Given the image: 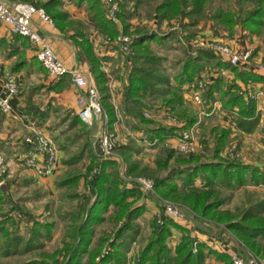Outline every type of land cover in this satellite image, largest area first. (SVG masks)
Masks as SVG:
<instances>
[{
    "label": "rangeland",
    "instance_id": "rangeland-1",
    "mask_svg": "<svg viewBox=\"0 0 264 264\" xmlns=\"http://www.w3.org/2000/svg\"><path fill=\"white\" fill-rule=\"evenodd\" d=\"M8 1L11 4L19 2L30 3L17 0ZM40 1L44 2L45 0ZM100 1L107 17V7L102 0ZM114 1L118 3L116 15L118 22L113 23L109 21L119 31L116 37L110 38L87 25L86 28H88L89 39L93 44L95 52L108 58L109 62L108 65L102 64V67H104L102 71L106 76V89L104 91L98 89L88 67L90 76L99 93L103 110L108 116L103 103V100H105L107 105L113 107L115 114V121L111 123V128L109 127V133L114 144L112 158L109 159L115 162V166L108 169V171L112 176L120 178L125 185H135L138 187L141 194L134 198L130 197L128 201L134 206L142 204L146 207V210L133 222L137 225V233L135 239L130 243L129 250L126 252V262L124 264H134L137 251L147 243L150 237V223L153 216H159L161 211L164 216L183 227L186 228L187 225L191 230L192 237H196L195 235L207 231L205 232L207 233L206 239L212 244L219 243L220 245L229 246L233 251L243 256H248L249 254L255 255L260 262L264 263L263 257L250 249L243 240L227 229L223 221L215 216L200 217L192 215L181 201L162 196L154 187V179L165 177L173 166L181 162V159H185L186 161L189 156L203 162L215 159L214 148L216 140L224 131L227 132V137L221 152L217 155L219 158L264 166V110L256 111L252 122L246 123L245 121H241L239 115L235 113L236 111L229 113V111L223 108L220 92H215L213 99L206 97L208 85L203 94L204 104L197 106L193 104L191 89L188 88V85L192 82L186 83V87H182V91L177 92L176 95L179 96V101L173 103L172 106L166 105L165 102L168 99L174 98L173 89L164 84H156L159 90H167V92L162 95L153 93L143 96L146 106L142 109V116L146 120L145 122L130 114L125 109L126 104L123 102L125 86L128 84V74L134 64L130 57L132 53L131 48L127 52L120 48V44L117 41L120 35H127L131 40L140 31L156 32L162 35L163 39L161 42L152 41L149 43V54L160 58L156 66H148V64H141V66L153 71L160 77H164L168 80L169 86H171L176 83L174 77L178 73L185 57L194 54L199 47L210 49L211 44L221 42L211 41L209 43L205 41L202 35L207 29L208 24L213 23L215 27H218V23L211 19L198 18L197 16H177L160 21L157 14L153 11V7L159 0ZM70 2L78 10L77 15H79L72 19L85 24L88 17V2L77 3L74 0ZM209 2V12L215 11L218 8L237 12L243 7L251 8L252 6L251 3H238L237 0H227L226 2L222 0H210ZM120 11L123 13L122 17L119 16ZM48 17L51 19L49 15ZM52 24H54L53 21ZM124 26H126V31H124ZM244 30L247 31L246 29ZM250 35H255L256 41H258V48L256 50L248 48L251 51L249 63H254L253 58L257 52L260 49L264 52V25L258 33ZM221 43L232 47L236 51L240 50L229 45L227 42ZM112 51L114 54L108 56L107 53ZM260 60L258 67L264 63V55ZM215 68L212 64L205 65V69L209 70V72ZM203 70L201 72H205ZM217 78H221L223 81L221 83L222 86L230 83L224 76L218 75L214 80ZM207 79L210 80L208 76ZM230 81H235V79L233 78ZM249 91H243L244 95ZM144 111L150 112L149 116H145ZM65 112L66 110L61 112L60 116L56 119L52 120L48 132H53L55 128L61 125L59 132L64 131L68 133L66 138H59L61 136L55 138L50 134H42L37 130L25 136V140L28 137L34 138V146H39V141L42 140V142H47L49 146H53L57 153L59 150H63V155L60 158L62 166L60 172L49 180L37 181L21 177H17V179L15 176L20 173V170L17 171L14 165H11V172L8 176L4 177V182L2 183L7 184L8 187L7 192H4L5 195L0 199V225L2 221L7 220V217H13L14 220L6 224L9 233L12 236L19 235L25 240L33 236L32 229H34L35 222L42 225H50L49 233L41 240L43 242V247L41 248H34L24 252L22 250L26 243L24 241L18 246L19 251L15 254L3 256L1 249L0 264H24L33 259H45L49 262H53L56 259L61 260V256L57 252L62 249L63 242L68 240V233L74 227L76 218L82 214L80 209L81 203L89 195L90 184L88 180L91 178V175L98 172L99 168L98 165L92 166V163L103 159L97 149V127H88L79 122H72L73 117L70 114H67V117L61 120ZM31 115L37 117L41 122L44 121L37 114ZM191 119H194V123L189 128H193V136L197 147L191 153L182 152L175 148L176 139L173 140V137H177L178 135L164 138L161 142L157 139H149L146 133V129L160 125L183 127L187 123L186 121ZM40 124L43 123H38V125ZM73 126L76 127L72 130ZM184 130L186 128L182 129V131ZM63 141H68V144ZM168 141L171 144L166 145ZM162 146L174 151L173 156L167 161L166 165H159L157 162L163 156L160 153ZM28 147L32 148L29 144ZM94 154L96 156H93ZM77 155L81 156L80 160L72 162L71 159ZM185 161L184 163L182 162V165L186 164ZM74 177H77L76 179L78 180L70 182L69 179ZM139 178L151 180L153 182L152 188L147 190L141 189L137 184ZM196 180H198V183L201 181L200 178ZM222 195L224 197L229 196V200L218 211H228L229 214L237 215L247 205L264 199V186L241 187L234 191L227 189L222 191ZM166 205H170L178 211L182 217L180 221H175L164 214L163 209ZM114 212L115 208L111 206L109 211L104 214L105 221L95 228V236L91 247L95 246L99 240L106 239L107 241L101 250L102 255L106 251L105 246L107 247V242H110L114 238L121 226V222L114 224L111 221ZM42 233L45 235L44 229H42ZM178 233L179 236L175 237L174 241L170 240V238L167 240L169 246L174 247L177 244L180 237V232ZM10 237L6 236L5 231L0 232V248L6 245L8 240L12 238ZM260 242L261 240H259ZM14 248L15 246H13ZM102 255L96 257V261H99ZM86 262L87 256H84L82 264H86Z\"/></svg>",
    "mask_w": 264,
    "mask_h": 264
},
{
    "label": "trees",
    "instance_id": "trees-1",
    "mask_svg": "<svg viewBox=\"0 0 264 264\" xmlns=\"http://www.w3.org/2000/svg\"><path fill=\"white\" fill-rule=\"evenodd\" d=\"M22 1L30 2L45 10L56 28L65 33L67 38L76 46L77 60L88 65L98 89L104 91L106 89V76L102 71V64L106 58L95 52L86 25L110 38L116 37L119 31L106 17L101 1L74 0L77 3L88 2V17L85 24L70 18L69 14L62 9L63 0ZM209 1L159 0L153 7V11L160 21L177 16L204 17L213 20L229 32L234 27L240 26L250 34L258 33L264 25V0H237L238 3L247 2L252 5L251 8L243 7L237 12L219 8L209 12ZM222 1L226 2L227 0ZM120 6L122 7V5ZM122 14L120 11L119 16L122 17ZM70 31L72 33L68 34ZM124 31H126V26H124ZM162 39V35L156 32L140 31L130 42L132 51L130 57L134 65L128 74V84L125 86L123 102L126 104L125 109L143 122L146 121L142 116V109L146 106L143 96L153 93L162 95L167 92V90H159L156 84H164L173 89L174 98L165 102L166 105L172 106L173 103L179 101V96L176 95L177 92L182 91V87L186 83L193 82L197 74L205 69L206 64H212L219 69L230 70L234 73L235 78L244 83L247 81H264V75L238 69L234 65L220 61L211 49L199 47L194 54L184 58L178 73L174 77L175 85L169 86L167 79L141 66V64L156 66L160 58L149 54V43L152 41L161 42ZM221 83H223L221 78H217L209 84L206 97L213 99L214 93L220 92L225 110L229 113L236 111L235 113L239 115L241 121L252 122L254 120L252 118L256 113L255 101H246L244 92L240 91V87L235 81L225 84V87ZM103 101L104 108L108 113V125L110 127L111 123L115 121V114L113 107L107 105L105 100ZM32 111L44 120L46 113H41L39 109ZM186 122L183 127L160 125L148 128L146 133L149 139H157L162 142L164 138L179 135L182 129L189 128L194 123V119ZM226 137L227 132L224 131L217 138L214 148L215 159L207 162L198 161L197 158L191 156L187 157L186 161L181 159V162L173 166L165 177L154 179V187L162 196L181 201L192 215L217 217L224 222L227 229L264 259V199L247 205L237 215L229 214L228 211H218L229 200V196L224 197L222 195L223 190L230 189L234 191L241 187L264 186V166L236 160H223L217 156L225 144ZM160 153L163 156L157 162L159 165H166L167 161L173 156L174 151L162 146ZM80 158L81 156L77 155L71 160L77 162ZM183 160L186 162L185 165H182ZM92 164V166L98 165V172L91 175L88 180L90 184L89 195L85 197L80 206L83 215L81 214L76 218L74 227L68 233V240L63 242L62 249L57 252L61 256V260L56 259L49 262L45 259H33L24 264H82L84 256H87L86 264H124L126 262V252L137 233V225L133 222L146 210V207L142 204L134 206L128 201L130 197L134 198L141 193L135 185H125L120 178L111 175L108 169L115 166L113 160L103 159ZM76 178H71L69 181L76 182L78 180ZM198 178L202 182L201 185H195V180ZM4 195L0 187V199ZM111 206L115 208L111 221L114 224L121 222V226L114 238L107 242L106 251L102 255L101 250L107 241L106 239L99 240L93 247L91 245L96 226L105 221L104 214L109 211ZM6 219L1 222L0 232L5 231L6 236L12 238L10 237L11 239L8 240L6 245L0 248L3 251V256L18 252V246L24 241H26L25 247L22 249L24 252L43 247L41 240L48 235L50 225L35 222L34 229H32L33 236L25 240L19 235L12 236L9 233L6 224L14 219L11 216ZM150 224V237L147 243L137 251L134 264H207L205 261L206 254H214L223 260L229 259L226 253H217L210 249L206 243L196 240L191 236L189 228H185L167 218L162 211L159 216H153ZM42 229L45 230V235L42 233ZM173 231L180 232V237L177 244L171 247L167 244V240L171 238ZM259 240H261L260 243ZM13 246H15L14 249ZM100 255L102 256L99 261H96V257ZM229 264H231L230 260Z\"/></svg>",
    "mask_w": 264,
    "mask_h": 264
},
{
    "label": "crops",
    "instance_id": "crops-1",
    "mask_svg": "<svg viewBox=\"0 0 264 264\" xmlns=\"http://www.w3.org/2000/svg\"><path fill=\"white\" fill-rule=\"evenodd\" d=\"M62 9L69 14L71 19L79 16L77 15L78 10L73 7L70 1H63ZM33 25L43 35L48 37L52 48L66 66L71 69L76 68L89 73L88 65L77 60L76 46L67 38L65 33L56 28L54 24L43 21L37 15L33 17ZM69 33L71 34L72 32L70 31L68 34ZM202 35L205 41L209 43L211 41L227 42L229 45L240 50L248 48L256 50L258 48L256 36L250 35L240 26L234 27L232 31L229 32L221 26L215 27L212 23L208 24L207 29ZM97 54L100 55V53ZM113 54V51L107 53L108 56H112ZM263 55L264 52L260 49L253 58L254 63L248 62L236 67L241 70L263 75L258 68V63L261 61L260 59ZM103 63L104 65H108V58H106ZM102 69L104 70V67H102ZM203 71H205L206 75L210 78V84L213 83L214 78L219 75L226 77L229 82L234 78L235 82L240 87V91L245 92L247 90L264 89V81H247L244 83L240 79L235 78L234 73L230 70L216 67L211 72L207 69ZM7 73L15 75L20 85V91L11 100L12 111L10 113L6 114L0 110V151L6 154L11 165H14L17 171L20 170V173L16 175L15 178L21 177L23 179H35L37 181L49 180L61 170L60 158L63 155V150L58 151L57 159L50 172L45 176L40 175L36 169L28 168L21 162L23 155L30 149L28 144L24 141L25 136L37 130L42 134L47 133L55 138L58 136H61L59 138H66L68 133L64 131L59 132L61 125L55 128L53 132L49 130L51 133L48 132V128L52 120L60 116L61 112L65 110L66 112L62 115L63 117L61 120H64L67 114H70V116L73 117L72 122L80 121L77 115L78 106L76 99L82 91L73 86L70 76H63L57 79L51 78L48 75L47 69L38 60L36 50L30 41L26 37L10 29L7 25L0 24V95L4 94L3 83ZM188 86L190 89V84ZM185 87L184 85L183 88ZM36 109H39L41 113H46L43 122L31 115L35 114L32 110ZM260 110L264 109L260 105H257L256 111ZM37 122L43 124L38 125ZM75 127L76 126H73L72 130L75 129ZM63 142L68 144V141ZM197 181L198 180H196L195 185L202 184L201 181H199V183ZM186 228H188L187 225ZM178 236L179 233L173 231L170 240L174 241ZM195 236L194 238L196 240L206 243L208 247L215 252L226 253L228 255L227 252H221L216 249L212 243L206 239L207 233L202 232V234ZM229 260L230 259L223 260L214 254H206L205 259L207 264H229Z\"/></svg>",
    "mask_w": 264,
    "mask_h": 264
},
{
    "label": "built area",
    "instance_id": "built-area-1",
    "mask_svg": "<svg viewBox=\"0 0 264 264\" xmlns=\"http://www.w3.org/2000/svg\"><path fill=\"white\" fill-rule=\"evenodd\" d=\"M106 5L107 17L113 23H117L118 3L114 0H102ZM38 16L43 21L52 24L47 13L30 3H10L8 0H0V24L7 25L13 31L26 37L36 50L38 60L47 69L48 75L57 79L63 76H70L71 83L78 90L82 91L76 99L78 106L77 115L82 124L88 127H97L96 138L98 141V149L102 159H111L114 144L111 134L109 133L108 116L102 108L99 93L94 85L90 74L80 69H71L66 66L58 57L48 37L43 35L34 25L33 17ZM120 48L123 51L130 50L131 38L127 35H120L117 39ZM210 49L222 62L238 66L248 63L251 58V51L248 49L236 51L232 47L217 42L210 45ZM264 75V63L258 67ZM210 84L207 79L206 72H201L195 80L190 84L191 100L193 104L202 106L204 104L203 94L205 88ZM4 94L0 95V109L5 113L12 111L11 100L20 91V85L12 73H7L3 83ZM245 100H253L256 105H260L264 109V89L250 90L244 95ZM150 112L144 111L145 116H149ZM175 148L179 151L191 153L196 150V143L193 136V128L181 131L177 137H173ZM26 143L32 148L23 155L21 162L28 168L36 169L38 174L47 175L57 159V151L53 146H49L47 142L39 141V146H34V138L28 137ZM168 141L166 145H169ZM11 162L3 151H0V185L4 182V177L10 174ZM138 186L147 190L152 188L153 182L144 178L137 180ZM165 215L175 221L181 220V215L170 205H166L163 209ZM221 252H227L231 264H264L260 262L255 255L249 254L243 256L226 245L219 243L212 244Z\"/></svg>",
    "mask_w": 264,
    "mask_h": 264
},
{
    "label": "water",
    "instance_id": "water-1",
    "mask_svg": "<svg viewBox=\"0 0 264 264\" xmlns=\"http://www.w3.org/2000/svg\"><path fill=\"white\" fill-rule=\"evenodd\" d=\"M0 187L3 190V192H5V193L7 192V187H8L7 184L4 183Z\"/></svg>",
    "mask_w": 264,
    "mask_h": 264
}]
</instances>
